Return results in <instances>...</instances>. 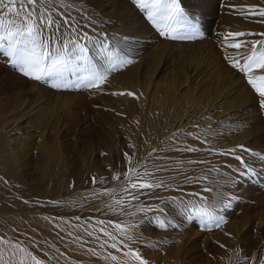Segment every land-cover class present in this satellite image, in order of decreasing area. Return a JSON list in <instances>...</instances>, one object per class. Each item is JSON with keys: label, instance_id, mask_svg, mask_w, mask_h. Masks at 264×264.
Segmentation results:
<instances>
[{"label": "rangeland", "instance_id": "1", "mask_svg": "<svg viewBox=\"0 0 264 264\" xmlns=\"http://www.w3.org/2000/svg\"><path fill=\"white\" fill-rule=\"evenodd\" d=\"M223 1L181 0V6L188 15L198 21L203 35L195 39L173 40L159 34L134 0H68L76 6L71 10L72 16L82 23L87 22V17L95 21L85 31L97 37L101 32L107 33L113 44L120 42V54L133 60V63L110 72L105 83L99 87L54 88L50 83L23 76L0 54V127L5 125L1 127L5 133L0 142L14 154L17 153L19 164L14 182L16 186H12L19 193L15 195L11 186L0 183V237L19 242L45 264H115L102 257L108 252L118 256H122V253L108 245L101 249L100 240L96 237L102 240H108V237L103 236L99 229L105 228L118 235L107 221L118 223L132 219L135 222V218L108 211L105 204L110 203V199L96 198L93 193L116 188V195L119 196L120 181L112 180L113 175L119 173L123 176L127 167L132 165L138 166L141 171L144 168L150 171L148 154L164 155L167 147L161 143L167 140V131L174 126L170 124L167 127V119H173L177 114L170 109L167 111L166 103L159 115L160 124L155 129L163 125L161 128L147 132L146 115L142 117L144 127L141 123L139 127L134 126L137 105L133 96L127 93L133 88L144 87L146 84L142 83L146 79L161 88H165L171 80H185L184 84L191 81L190 85L180 84L179 88L183 93H191L188 96L192 99V95L204 94L207 85L214 89L210 82L213 77L210 71L217 68L223 77L232 81L219 97L222 98L220 101L223 100L219 101V109L224 111L217 117L226 111L225 103L234 105L229 110L241 114V117L230 122L249 121L256 139L252 137L247 140L246 143L250 145L246 148L264 154V109L260 107L254 89L247 83L246 74L233 68L226 59L224 61L222 48L217 42L223 41L217 37V21L225 10ZM243 26L245 32L264 33V23L253 17L243 22ZM242 38L250 42L261 37ZM123 43L130 50H123ZM90 55L94 62H101L95 56V49L90 50ZM193 62L199 68L197 66L196 72L188 68L190 79L187 76H182V79L173 76L175 69L191 66ZM194 84L197 85L196 91L192 87ZM222 120L223 117L217 121ZM172 144L177 145V142L173 141ZM178 145L184 147L186 144L179 141ZM237 145L240 144L232 143L231 148ZM193 147L201 148V151L188 153L176 148L173 151L182 161H214L223 156L217 157L218 152L202 155L206 147L199 144ZM151 148L156 149L155 154ZM43 151L50 152V157L47 161L43 158L42 163L39 159L41 157L42 160ZM125 153L131 158L130 163L126 164ZM240 154L255 167V177L245 178L237 185L226 183L228 174H235L234 169L239 167V162L231 155H225L217 161L221 163L216 169L222 173L206 176L204 169L195 168L194 165L199 163L189 164L185 169L188 170L186 174L197 170L194 177L202 176L200 173L204 172L203 176L208 179L200 184L181 185L188 192L211 187L219 189L228 198L234 194L236 198L232 199V206L218 212L224 216L225 223L219 228L209 225L207 229L198 219L182 221L180 217L173 220L178 227L167 229L145 223L138 229L143 240L132 244V248H139L149 264H259L260 259H264V161L250 157L248 153ZM168 165L173 168V164ZM93 177L98 181L103 177L106 182L93 184ZM158 194L180 195L173 190H158ZM138 218L143 219V214H138ZM100 220L105 224L98 223ZM161 239L166 242L158 248L144 247L149 240ZM110 243L112 241L108 240ZM0 249L4 250V260L24 258L25 264H34L30 257H25L19 251L15 258H10L9 246L5 244H0ZM89 249H94L100 256L91 255ZM244 256L248 259L244 260Z\"/></svg>", "mask_w": 264, "mask_h": 264}, {"label": "snow or ice", "instance_id": "2", "mask_svg": "<svg viewBox=\"0 0 264 264\" xmlns=\"http://www.w3.org/2000/svg\"><path fill=\"white\" fill-rule=\"evenodd\" d=\"M134 3L145 12L161 36L176 40L195 39L203 35L198 21H194L188 15L181 6V0H134ZM74 7L76 6L68 0H0V54L23 76L62 89L99 87L105 83L110 72L133 63L127 55L120 54V42L113 44L107 33L101 32L97 37L85 31L84 29L92 27L95 21L87 17V22L82 23L80 19L71 15ZM239 11L245 18L258 17L259 22L264 23V6L241 5ZM246 36L261 38L250 42L239 39L235 43H229V38ZM223 46L241 50L239 58L231 56L225 58L233 68L246 74L247 83L258 94V103L264 109V33L229 31L223 37ZM91 49H95V56L99 57L101 62L93 61V56L90 55ZM255 71H259L260 74H253ZM127 94L133 95V93ZM187 135L195 134L189 132ZM180 137L181 133L178 131L169 138L177 142L176 150L188 153L201 151V148L191 145L179 147ZM195 138L200 139L198 135ZM237 150L264 161V154L248 149L244 145L220 151V155H231L239 162V167L234 169L235 174H228L226 183L230 185H237L245 178L257 175L255 167L247 162L243 155H238ZM155 151L156 149H153V152ZM208 151L213 152L214 149L209 148ZM124 155L126 164L130 163L131 158L127 153ZM187 163H207V161L188 160ZM176 166L182 168L180 162H177ZM228 167L232 168L231 165ZM168 170L160 164L155 165L153 171L147 168L141 171L138 166L132 165L127 167L123 176L119 173L112 176V180L120 181L119 196L116 195V188H105L102 192L93 193L96 198L110 199V203L105 204L108 211L135 218V222L132 219L118 223L107 221L118 235H113L105 228L99 229L103 236L112 241L108 244V240H102L97 236L101 249L108 245L116 252L122 253V256H118L108 252L102 259L110 260L115 264H149L140 249L131 246L143 240V235L138 229L145 223H150L158 229H167L178 227L179 225L173 223V220L180 217L182 221L198 219L207 229L209 225L219 228L226 222L224 216L218 212L232 206V199L236 198L234 194L228 198L219 189L211 187H203L199 192H188L180 183H167L156 175L158 172ZM207 179L206 176H185L183 183L200 184ZM98 182L104 183L106 180L103 177L99 181L96 177L92 178L93 184ZM158 190L160 192L173 190L180 195L165 196L158 194ZM146 200L156 203H146ZM150 213L152 215H149ZM138 214H143V219L138 218ZM98 223L105 224V221L100 220ZM88 234L92 235L91 232ZM164 242L166 241L163 239L149 240L144 247L158 248ZM0 244L9 246L10 258H15L19 251L24 253L25 257H30L34 264H45L19 242L0 237ZM88 251L91 255L100 256V253L94 249ZM3 257L4 250L0 249V264H25L24 258L4 260ZM243 259L247 260L248 257L244 256ZM259 264H264V259H260Z\"/></svg>", "mask_w": 264, "mask_h": 264}, {"label": "bare ground", "instance_id": "3", "mask_svg": "<svg viewBox=\"0 0 264 264\" xmlns=\"http://www.w3.org/2000/svg\"><path fill=\"white\" fill-rule=\"evenodd\" d=\"M223 5H224L223 7L225 9L224 13L222 12L223 14L219 17V20L217 21V31H218L217 37L222 38V39H223L224 35L226 33H228L229 31H231V32L243 31V28H244L243 22H245L246 20L248 21L249 18H252V17L245 18L244 16H241L240 11H239V6H241V5H261V6H264V0H225V1H223ZM253 18H255L256 20H259L258 17H253ZM239 39H243V38H229V43H235L236 40H239ZM123 41L127 42V39H124ZM217 42L219 43V46L222 48L221 53H222L223 57H226L228 55V56H231L233 58H239L241 50H237L234 48L226 49V47L223 46L222 40H217ZM122 49L125 51H128V50H130V47H128L126 43H123ZM224 55H226V56H224ZM223 59L225 61L226 58H223ZM190 64H191V66H188L185 68L175 69L173 71V76L175 78H176V76H178L179 78H181L182 76L188 77V75H187V72L189 70L188 68H190V71L193 70V72H196L197 69L199 68V66L197 64H195L194 62L190 63ZM197 66H198V68H197ZM223 70H224V68H223ZM210 73L213 75V77L210 78L211 79L210 82L214 85V89L212 88L213 86L211 87V85H207V87L205 88V86H206L205 85L204 88L206 90L203 89V90H205L204 94H201L199 92L200 95H197V96L192 95V99L188 96L191 93H188V92L183 93L182 89L179 88L180 84H181V86L182 85L183 86L184 85L185 86L190 85L191 81H190V83L188 82L189 84L188 83L184 84L185 80L184 81H182V80L176 81L175 80L173 82L171 80L170 84H168L167 86H164L165 88H161L160 86H157L156 84L152 83V81H150V79H146L143 81L144 83H142V84H146L144 87L133 88V89L129 90L130 93H133L132 96H133V99L135 102L134 104L137 105L136 111H135L136 115H135V118L133 120L134 126L139 127L140 123H141V126H143L144 124L142 122V119H143L142 117L144 115H146L148 118V126H146L147 130H148L147 132H149L150 129H152V131H154V130H158L159 128H161L163 125L158 126V129H155L157 127V125L160 124L159 119L161 117L159 115L161 114L163 107L166 103H167V111L170 109V110H173V112L177 113L175 118L172 119L170 117L171 119H167V127L170 124H172L174 126L172 129H169V130L167 128V130H168L167 131V140H164L161 143L163 146L167 147L164 150V155L163 156L158 155V154L156 155L153 152L155 155L152 154L147 159V164H148L150 171H153L154 166L157 164L163 165L164 167H166V165H167L166 168L169 169L168 171H161V172L156 173V175L160 179H162V180L167 179V181H166L167 183H172V184L180 183L181 185H183L184 184L183 181H184L185 176L194 177L193 175L198 173V171L196 170V171L190 172V173H192V175L190 173L186 174V172L188 170L185 171V169L187 168V166H189V164L187 163V161L180 160L179 157L177 156V153L173 151V149L176 148L177 145L172 144L173 140H172V142H170L169 138L172 137L173 134L177 133L178 131H180V133H181L180 141H182V143H184L186 145L192 144L191 146L199 144V145H203L204 147H206L205 149H207V150H205L204 153H202V155H206V156L213 155V152H218L217 153V157H218V156H220L219 152L231 148L232 143L233 144L236 143V144H240V145H244L245 147H248L250 144L246 143L247 140H249V139L251 140L253 138L256 139L255 137H253L254 130H253V127L250 125L249 121H247V120H243L240 122L238 121L239 123H237V122L231 123L230 122L231 120L238 119L241 117V114H237L236 112L234 113L233 111L229 110L234 105L231 106V105L225 103V101H224V103H225L224 106L226 107L225 108L226 111L223 114H221L219 117H217V114H220L224 111L221 108L219 109V107L221 105L220 102L223 101V100L220 101V99H222V98H219V97L222 95L223 90L226 89L227 86L230 83H232V81L230 78L223 77L217 68H213L210 71ZM188 74H190V73H188ZM253 74H260V72L255 71ZM195 75H197V73ZM207 78H209V77H207ZM204 82H207V81L204 80ZM151 86H153L155 88H153ZM192 87H194L195 91H196L197 85L194 84ZM198 89H199V87H198ZM205 93H206V95H205ZM255 94L258 96L257 93H255ZM218 98H219V100H218ZM222 105H223V103H222ZM222 117H223V120L221 122L217 121L218 119H221ZM226 125H230V126L228 128H225ZM1 127H0V138H2V134L5 133L4 130L1 129ZM7 130H8V128H7ZM189 132H191L195 135L188 136L187 133H189ZM196 135H198L200 137L199 140H197L195 138ZM146 142H148V141H146ZM178 146H180V145H178ZM22 147H24V146H22ZM146 148H147V145H146ZM209 148L214 149V151L209 152L208 151ZM152 149L153 148H151V150ZM240 153L241 152L237 151L238 155H241ZM16 154H14L13 151L11 152L10 148L8 150V148H6V146L4 144H2V142H0V183H3V185L4 184L8 185L9 187L11 186L10 189H13V193L15 195L19 193L17 188L12 187L14 185V182L17 180L16 176L19 172V169H18L19 164H18V158H17ZM49 155H50V152L48 153L46 151H43V156L41 155L42 160H41V157L39 160L41 162L44 161V159L47 161V159L50 157ZM224 157H225V155H223L222 158L221 157L219 159L216 158L214 161H210L211 159H207L206 160L207 163H201V164L199 163V165L197 163H195L197 165H194V166L196 169H204L206 176L218 175L222 172H218L216 169L218 164L221 163V162H217V161L220 159H223ZM177 162H180L182 164V168L176 166ZM168 164H173L172 165L173 168L168 167V166H170ZM190 165H193V164H190ZM204 172H202L200 174L203 176ZM210 181H211V179H210ZM207 184H210L209 181H207ZM15 186L16 185H14V187ZM18 186H20V185H18ZM185 189H187V188H185ZM197 190H198V188L194 189V191H197ZM169 191L170 190H168L167 192H169ZM13 196H12V199H14L16 197V196H14V198H13Z\"/></svg>", "mask_w": 264, "mask_h": 264}]
</instances>
